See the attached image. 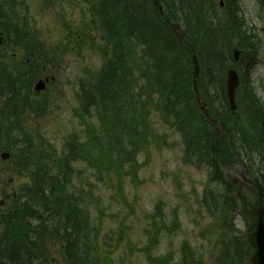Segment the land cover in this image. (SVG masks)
Segmentation results:
<instances>
[{
  "label": "trees",
  "instance_id": "16d2710c",
  "mask_svg": "<svg viewBox=\"0 0 264 264\" xmlns=\"http://www.w3.org/2000/svg\"><path fill=\"white\" fill-rule=\"evenodd\" d=\"M85 1L93 10L96 26L101 25L104 31L102 39L107 41L109 36L111 40L107 43L109 47L104 48L95 43L94 49L99 50L104 59L103 70L96 77L95 84L90 83L89 78L80 83L81 92L77 94L80 106L76 114L84 126V135L82 138V134L81 137L77 134L69 139L62 158H58L54 151L51 154L43 150V143L35 144L32 140L21 146H13L12 143L20 136L18 122L26 112L31 111L39 117L47 114L37 111L40 105L45 108L47 105L46 102L39 103L33 91L34 84L44 74L43 68H46L36 60L38 56L43 58V46L34 48L33 43H5L0 47V119L6 123V130H0V136H5L0 150L11 153L12 162L29 181L22 189L24 195L14 199L6 213L0 214V264H51L48 261L51 253L48 244L53 237L63 245L61 253L65 264H112L108 255L91 256L88 251L99 243L100 232L96 229L88 231V219L80 210L81 195L79 193L74 198L71 194L72 165L82 161L100 177L115 178L121 191L118 195L122 199L124 179H137L141 169L139 156L147 153L150 138L154 139L149 121L152 111L158 112L166 124L181 135L186 157L192 158L194 166H207L210 182L224 186L225 195L220 209L217 195L212 191L205 194L208 211L211 203L217 210L213 220L223 221L226 229L231 231L235 217L241 215L253 223L247 224L248 235L254 229L255 219L238 200L237 189L226 177L224 164L230 166L234 163L232 150L239 159H253L256 154L263 162L264 107L255 94L248 72L241 76L244 116L238 111L232 114L227 98L217 99L211 92L213 88H220L219 81L222 82V77L229 70L226 56L221 51L224 39L230 49L236 38L241 43L244 57L254 50L250 43L253 39L249 37V29H246L241 16L239 0H220L225 3L224 9L217 0H161L169 19L181 25L192 48L181 44L176 34L164 24L153 0L152 7L159 19V24L154 27L163 34L156 43L148 36L156 29L144 23L136 12L138 0H129L131 4L128 0ZM216 10L222 15L215 18ZM211 37L220 39L208 52L203 43H208ZM30 39L25 31L16 36L18 41ZM12 40L9 38L8 42H14ZM193 50L201 72L202 59L206 60L209 85L203 73L198 90L210 116L217 122H223L228 130L222 141L216 130L203 122L196 102ZM16 51L36 60L31 62L28 77L24 76L23 70L18 73L14 68L16 74L12 69L13 63L9 58ZM249 55L251 62L257 58V52ZM182 60L186 61L185 71L180 72L179 61ZM19 65L22 67L23 63ZM92 112L99 125H92ZM49 167L57 170L52 172ZM262 177L264 180V175ZM56 214L57 221L53 219ZM176 227L178 225L173 229ZM157 231L172 233L171 227L165 224ZM246 236L236 242L241 241V259L247 260L252 249L246 242ZM152 246L153 241L150 248L142 250L149 263L169 264L171 260L167 263L168 257L155 259L152 256ZM183 250L190 251L187 247ZM187 255L190 254L184 255L185 262L198 264L194 257L191 259Z\"/></svg>",
  "mask_w": 264,
  "mask_h": 264
},
{
  "label": "rangeland",
  "instance_id": "374dc122",
  "mask_svg": "<svg viewBox=\"0 0 264 264\" xmlns=\"http://www.w3.org/2000/svg\"><path fill=\"white\" fill-rule=\"evenodd\" d=\"M217 2L219 3L220 0ZM27 3H30V11L26 17L29 21L28 26L40 37V44L44 48L41 62L48 67L42 79L54 78V82H50L38 97L39 103L46 102L47 107L40 105L37 111L47 112V114L39 117L31 111L26 112L18 122L20 136L12 140V143L13 146L26 145L31 140L35 144L43 143V150L51 154L54 151L58 158H62L69 139L77 134L80 137L82 134V138L84 135V126L76 114L80 106V99L76 92L78 90V93L81 92L78 85L88 78L90 83L95 84V79L104 66V60L100 52L97 50L87 52L86 48L82 53H79V50L75 52L71 48L72 51L65 55H60L58 58L51 57L56 53V49L62 50L68 42L72 43L70 39L74 40V36L68 35V26L77 35L78 30L87 26L86 20L91 19L87 6L82 0H66L60 3L59 0H27ZM260 3L257 0H240L241 16L245 20L246 29H249V37L253 39L250 43L257 46L248 53H259L250 68L249 80L257 97L264 105V1ZM136 12L144 23L156 29L155 32L148 33L149 39L156 43L163 34L154 27L159 24V19L151 0H138ZM220 15L222 12L216 10L215 18ZM2 23L0 18V25ZM1 26L4 28L2 32L5 38H12V41L16 43H28L16 40L19 32L24 31L23 28L11 30L9 24ZM100 28L101 25L95 29L89 26L88 35L96 36L97 46L104 48L108 46L107 43L111 39L108 36L107 41H101L104 31ZM219 39L211 37L208 43H203L204 49L206 46L209 52L214 42ZM234 39V43H237L238 40ZM90 40L92 41L91 38ZM226 42V39L221 42V51L226 56L228 68L231 69L236 67L233 51L237 48L234 44L228 49ZM79 43L83 45L91 42L80 38ZM23 46L25 47V44ZM248 53H246V59L241 57L236 67L239 75H242L250 63L251 56ZM13 54L14 56L12 55L10 59L13 66L10 65L17 74L23 70L17 61L22 59L23 54L18 51ZM185 62V60L179 61L180 72L185 71ZM205 71L206 60L202 59L201 76L203 73L206 75ZM206 78L209 85L207 75ZM226 81L227 73L222 77V82L219 81L220 88L211 89L217 99L227 98ZM240 89L241 87L237 92L238 112L244 116L242 97L244 91L242 89L240 92ZM94 115L92 112V125H99ZM149 119L154 139L150 138V148L147 153L139 156L141 169L137 179L130 177L124 179L122 199L118 196L121 191L117 188L115 178L100 177L82 161L74 162L72 165L71 194L74 198L79 193L81 195L80 210L88 219V231L96 229L100 232L99 243L88 250L91 256L100 257L108 254L112 264H149L142 250L150 248L153 241L152 256L156 259L168 257L167 263L171 260L169 264H193L190 263L191 261H184L186 259V257L184 259V253L190 254L187 256L191 259L194 257L198 264H249L248 260L241 259L243 258L241 255L243 250H240L241 241L236 242V240L242 239L243 233L247 235L246 231L249 230L247 224H253L252 221L243 219L241 215L236 216L231 231L226 229L223 221L215 222L213 218L217 210L211 203V210L208 211L205 194L212 191L217 195L221 203H217L219 208L223 206L224 186L210 182L207 166L203 165L202 169L194 166L192 158L186 157L181 135L171 129L158 112L152 111ZM1 122L0 119V130H6V123ZM187 127L190 128L188 125ZM4 140L5 136H0V143ZM3 154H9V158L1 159ZM259 160L260 157L256 154L253 155V159L247 157L244 159L245 165L250 166L251 175L256 179L264 175V160L262 159V163ZM186 161L188 163L184 164ZM49 168L52 172L57 170L56 167ZM236 170L238 174L243 172L242 167L237 166ZM238 174L236 175L239 177ZM28 182L26 175L20 173L12 162L11 153L0 150V214L6 213L14 199L24 195L22 189ZM250 201H252L251 198ZM57 217L56 214L53 219L57 221ZM151 217L156 218L154 220ZM163 223L171 227V234L157 231L164 225ZM175 225L178 227L173 229ZM61 246L63 245L54 237L52 241H49L48 250L51 253L48 254V261H51V264H65ZM184 246H187L190 251L185 252ZM237 258L238 261H236Z\"/></svg>",
  "mask_w": 264,
  "mask_h": 264
},
{
  "label": "water",
  "instance_id": "95a60500",
  "mask_svg": "<svg viewBox=\"0 0 264 264\" xmlns=\"http://www.w3.org/2000/svg\"><path fill=\"white\" fill-rule=\"evenodd\" d=\"M154 4L156 6H158L159 12L162 15L166 24H168L171 28L176 30L179 33V39L184 44H187L185 41L184 33L182 32V30L180 29V27L178 25L172 24L171 21L168 19L167 15L165 13L164 7L162 6V3L160 2V0H154ZM0 44H2V39H0ZM239 56H240V52L236 51L234 53V57H235L236 61H238ZM193 63H194V70H195L194 83H193L194 92L196 95L197 103H198V105L201 106L203 119L206 120L212 126H215L218 129L219 133L222 134L219 125L216 124L215 121L209 117V112H208L207 106L203 102V100L201 99V97L199 95L198 88H197V82H198V79L200 76V66H199V62H198L196 56L193 57ZM239 85H240V79H239L238 74L236 73L235 70H231L228 73V79H227V96H228V101H229L230 108H231L232 112H235L237 110L236 91H237V88ZM45 89H46V84L42 81L39 82L35 87V91L37 93H40V92L44 91ZM2 158L4 160L8 159L9 154H3ZM242 177L244 179H246L245 176L242 175ZM233 184L239 185V184H241V182L238 179L233 178ZM258 189L260 191V196L263 197L262 190L259 187H258ZM262 203L263 202L261 200L260 201V209L257 212L258 217H257V221H256L255 231L252 233V235L248 239L249 243L255 249V253L251 259L252 264H264V208L262 207Z\"/></svg>",
  "mask_w": 264,
  "mask_h": 264
},
{
  "label": "flooded vegetation",
  "instance_id": "af4514ba",
  "mask_svg": "<svg viewBox=\"0 0 264 264\" xmlns=\"http://www.w3.org/2000/svg\"><path fill=\"white\" fill-rule=\"evenodd\" d=\"M50 1V0H49ZM66 0H59V3ZM30 11V3L27 0H0V18L3 23L1 25L9 24L11 30L23 29L29 30V21L26 18ZM0 25V36L4 37V28ZM37 34V33H36ZM38 35V34H37ZM29 43H40L38 40H30ZM87 52H92L90 43L87 47ZM20 62L30 63L29 59H19ZM27 75V73H26Z\"/></svg>",
  "mask_w": 264,
  "mask_h": 264
}]
</instances>
